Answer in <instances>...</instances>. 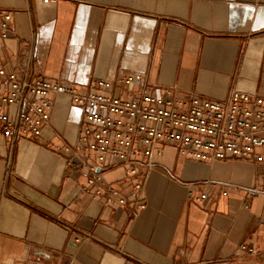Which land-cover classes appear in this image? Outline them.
Segmentation results:
<instances>
[{
  "label": "crops",
  "instance_id": "0c3cea01",
  "mask_svg": "<svg viewBox=\"0 0 264 264\" xmlns=\"http://www.w3.org/2000/svg\"><path fill=\"white\" fill-rule=\"evenodd\" d=\"M1 9L13 13L0 37L8 70L27 42L36 72L50 79L119 84L132 72L178 95L264 96V0H0ZM52 100L40 138L16 146L7 184L10 147L0 136V264H264V193L249 192L261 186L262 164L198 162L164 145L141 199L125 168L105 172L128 200L107 205L81 192L86 172L70 170L58 149L77 143L80 108Z\"/></svg>",
  "mask_w": 264,
  "mask_h": 264
},
{
  "label": "built area",
  "instance_id": "2783aa9c",
  "mask_svg": "<svg viewBox=\"0 0 264 264\" xmlns=\"http://www.w3.org/2000/svg\"><path fill=\"white\" fill-rule=\"evenodd\" d=\"M12 14L0 10L2 39L9 37ZM31 47L24 43L10 70L0 62V136L10 147L5 184L16 177V146L24 139L40 138L56 94L72 99L82 113L77 143L58 149L68 154L70 170L86 172L81 192L107 205H125L128 200L123 185L114 188L105 183V172L116 166L125 168L127 180H133V190L141 199L144 181L153 169L150 159L162 156L164 145L198 162L249 160L264 167V96L237 89L225 101L178 95L173 88H150L143 74L132 72L121 76L119 84L104 79L85 85L64 82L36 72ZM261 178L260 188L249 192L264 193V174ZM222 193L228 195L226 190ZM206 197L203 193L197 199ZM138 206L146 207L141 201ZM239 249L256 253L245 244Z\"/></svg>",
  "mask_w": 264,
  "mask_h": 264
}]
</instances>
